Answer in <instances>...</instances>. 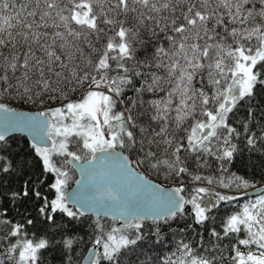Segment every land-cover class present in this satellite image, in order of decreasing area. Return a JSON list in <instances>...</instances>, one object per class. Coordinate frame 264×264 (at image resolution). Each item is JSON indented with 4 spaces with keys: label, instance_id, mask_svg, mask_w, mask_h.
<instances>
[{
    "label": "snow or ice",
    "instance_id": "1",
    "mask_svg": "<svg viewBox=\"0 0 264 264\" xmlns=\"http://www.w3.org/2000/svg\"><path fill=\"white\" fill-rule=\"evenodd\" d=\"M0 264H264V0H0Z\"/></svg>",
    "mask_w": 264,
    "mask_h": 264
}]
</instances>
